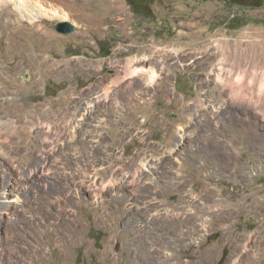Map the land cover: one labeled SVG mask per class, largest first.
Masks as SVG:
<instances>
[{
  "label": "rangeland",
  "instance_id": "rangeland-1",
  "mask_svg": "<svg viewBox=\"0 0 264 264\" xmlns=\"http://www.w3.org/2000/svg\"><path fill=\"white\" fill-rule=\"evenodd\" d=\"M237 41L264 48V0H0V264H264Z\"/></svg>",
  "mask_w": 264,
  "mask_h": 264
},
{
  "label": "bare ground",
  "instance_id": "bare-ground-1",
  "mask_svg": "<svg viewBox=\"0 0 264 264\" xmlns=\"http://www.w3.org/2000/svg\"><path fill=\"white\" fill-rule=\"evenodd\" d=\"M245 42L237 41L230 48L223 49L220 59H218L220 61L218 71L219 74L225 76L221 85L231 92V104L238 108L255 109V104L264 94L262 92L264 88V76H262L264 74V48L259 49L256 53L253 42L247 43L252 46V49H249L248 45H244Z\"/></svg>",
  "mask_w": 264,
  "mask_h": 264
},
{
  "label": "water",
  "instance_id": "water-1",
  "mask_svg": "<svg viewBox=\"0 0 264 264\" xmlns=\"http://www.w3.org/2000/svg\"><path fill=\"white\" fill-rule=\"evenodd\" d=\"M55 30L58 33H61L63 35H69L71 33H73L74 31H76V26L68 21V20H63V21H58L55 24ZM29 78V72L26 71L25 75L23 77H21V81L27 80Z\"/></svg>",
  "mask_w": 264,
  "mask_h": 264
},
{
  "label": "trees",
  "instance_id": "trees-1",
  "mask_svg": "<svg viewBox=\"0 0 264 264\" xmlns=\"http://www.w3.org/2000/svg\"><path fill=\"white\" fill-rule=\"evenodd\" d=\"M129 4H132V0H127ZM135 12H136V9H135Z\"/></svg>",
  "mask_w": 264,
  "mask_h": 264
}]
</instances>
